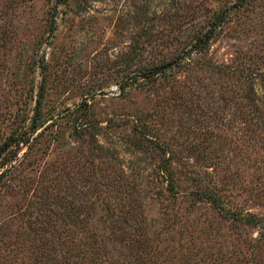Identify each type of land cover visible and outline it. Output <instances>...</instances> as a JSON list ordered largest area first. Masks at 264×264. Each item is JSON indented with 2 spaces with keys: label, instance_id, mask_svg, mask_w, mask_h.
<instances>
[{
  "label": "rangeland",
  "instance_id": "374dc122",
  "mask_svg": "<svg viewBox=\"0 0 264 264\" xmlns=\"http://www.w3.org/2000/svg\"><path fill=\"white\" fill-rule=\"evenodd\" d=\"M140 1L86 0L82 9L80 0H0V140L25 127L29 137L27 149L0 165V264H70L61 242L79 236L52 213L63 209L62 200L47 198L53 188H65L81 206L77 219L85 225H98L107 206L124 217L132 210L127 223L130 232L141 226L144 238L136 236L140 229L134 238L143 243L102 239L121 264H264L259 227L188 200L200 189L191 180L197 178L200 186L219 187L230 210L264 222V141L245 138L248 106L239 81L175 69L153 90L118 89L128 45L141 39L143 23L127 17ZM195 1L213 8L223 0ZM201 13L180 29L195 30ZM259 31L245 38L225 29L202 59L264 70ZM35 47L43 57L32 65ZM171 80L175 92H167ZM167 157L174 176L175 161L188 164L174 199L158 173ZM120 211L113 220L122 219Z\"/></svg>",
  "mask_w": 264,
  "mask_h": 264
},
{
  "label": "trees",
  "instance_id": "16d2710c",
  "mask_svg": "<svg viewBox=\"0 0 264 264\" xmlns=\"http://www.w3.org/2000/svg\"><path fill=\"white\" fill-rule=\"evenodd\" d=\"M85 1L80 0L82 3L79 7L82 9ZM150 1L152 2V0H144V2L136 3L133 5L135 10L128 12L129 15L125 12L128 19L132 20L131 23L139 21L143 25L137 33L139 39L141 37L140 42H131L128 45V52L123 62V76L118 83V89L153 90L163 79L170 80L175 69V71L209 70L222 76H234L242 87V97L245 98V103L248 106V111L244 112L241 121L242 127L245 125L248 127L245 138L255 139L258 142L264 141V70H260L259 66L253 68L244 65L231 67L228 64L216 63L212 61L211 57L202 59L212 40L225 29H232L245 38L249 31L260 30L258 34L264 37V0H223L220 5L217 3V6H213V8L203 5L198 7L197 1L191 5V0H158L155 1L157 2L155 8H150ZM197 8L202 9L201 14L204 18L196 22L195 30L191 32L184 30L183 32L180 28L184 23L194 20L200 10ZM37 48L35 47L32 53V65L37 60L42 61V53L37 55ZM173 80L167 86V92L176 91L177 81L173 82ZM24 129L15 133L14 131L10 132L0 140V165L12 161L21 146L28 148L27 127ZM34 129H36L35 126ZM138 133L144 138L149 136L140 131ZM132 141V143H136V140ZM161 143L164 145V142ZM159 147L164 150L162 145L159 144ZM170 159L169 157L163 158L158 166V173L166 181L163 190L174 199L179 193L176 191L179 177L188 164L183 161H175L178 166L175 165L177 176H174L168 169L173 163ZM204 174L207 175L206 172ZM191 180L195 181L196 188L200 189L193 190L188 194L189 201L208 203L212 211H215L221 219L241 222V225L259 227L260 235L264 238V222L259 224L261 218H257L253 214L230 210L226 207V200L221 196L222 194L215 189L219 187L215 185L200 186L197 178L191 177ZM63 190L53 188L48 191L47 198L49 197L51 202L62 200V203L58 202V205L63 208L61 212L54 210L52 213L58 218L60 214L64 216L63 228L65 226L72 230V234L76 233L79 236L78 242L71 240L70 237L61 242L64 257L68 263L77 264L80 262L83 264L81 261L84 260L95 264H121V260H115L114 257L108 256L106 243L103 245L102 239H109L110 242L113 240L125 241L127 246L135 242L143 243L140 242V239L144 237L139 224L135 223L133 227L134 232L140 229L136 234L140 239H135L134 232H130L127 216L133 214L132 210L128 209L124 217V211H120L116 206H107L104 209V215L100 214L97 219L100 221L98 225L95 223L85 225L77 219V216L82 213L81 206L76 202L73 203L71 197L67 198L63 195L67 191L65 188ZM116 191L119 193L125 191L126 196L132 195L130 188L124 190L116 188ZM118 211L121 212L120 217H122L119 222L117 219L113 220V217H118ZM84 214H88V211ZM73 215L76 216L77 224ZM67 218L70 219V223H66ZM61 219L59 218V220ZM98 232L99 234H97Z\"/></svg>",
  "mask_w": 264,
  "mask_h": 264
}]
</instances>
